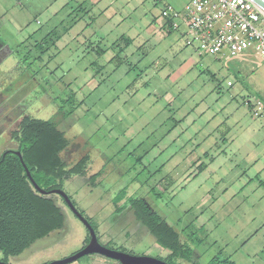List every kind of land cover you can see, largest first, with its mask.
<instances>
[{
  "label": "rangeland",
  "instance_id": "374dc122",
  "mask_svg": "<svg viewBox=\"0 0 264 264\" xmlns=\"http://www.w3.org/2000/svg\"><path fill=\"white\" fill-rule=\"evenodd\" d=\"M126 1L118 0L123 22L108 23L92 6L95 0H0V154L18 147L11 132L23 114L61 116L59 101L74 92L82 104L76 121L61 116L72 141L62 156L72 162L88 152L92 163L63 187L104 245L192 264L172 258L130 206L116 211L115 196L126 184L132 194L160 183L168 187L155 203L179 228L188 225L198 264H209L219 252L247 264L244 254L264 244L263 228L243 245L264 225V117L249 105L256 94L264 97V65L236 59L226 66L187 46L181 32H164L165 4L181 7L188 0ZM53 29L43 59L34 61L40 53L35 41ZM123 34L133 41L126 45ZM5 45L13 51L3 52ZM26 63L42 82L35 88L45 93L10 105L23 80L32 78L21 69ZM100 169L101 177L91 181ZM56 196L65 227L9 256L10 264H46L87 244L86 224ZM259 254L256 263L264 264ZM67 264L121 263L94 252Z\"/></svg>",
  "mask_w": 264,
  "mask_h": 264
},
{
  "label": "trees",
  "instance_id": "16d2710c",
  "mask_svg": "<svg viewBox=\"0 0 264 264\" xmlns=\"http://www.w3.org/2000/svg\"><path fill=\"white\" fill-rule=\"evenodd\" d=\"M54 34H57L55 29L35 41V46L39 48L40 53L34 61L43 59L49 47L48 38L54 39ZM120 39L124 40L126 45L133 41L130 36L124 34ZM45 44H47L46 48L43 47ZM121 50L124 48L122 47ZM102 52H105L104 48L99 49V53ZM21 69L32 75V78L23 80L24 84L15 91L16 95L9 101L10 105L16 104L32 92L40 95L45 93L44 89H36L41 87L42 82L38 74L33 73L30 63H26ZM41 77L43 82L48 80L45 75ZM256 97L264 101L263 96L256 94ZM58 104L59 113L63 118L76 121L75 112L82 101H77L74 92L62 97ZM61 116L53 115L45 118L26 112L11 132L12 137L18 142V147L8 148L0 154V251L5 255L2 260L7 262H9V256L20 255L33 246L48 241L54 231L65 227L66 213L56 196L60 194L53 190L64 189L65 180L74 175L86 174L90 170L92 163L90 153L87 152L72 162L62 156L72 141L61 122ZM15 150L21 151L23 160ZM23 161L36 182L45 190L44 192L35 187ZM204 166L205 164H201L200 168ZM102 170L104 169L93 174L91 181L95 182L101 177ZM167 187L155 183L148 190L138 188L137 191L129 194V184H126L115 196L116 211L122 212L130 206L136 219L142 221L157 241L170 250L172 258L191 261L196 257L197 251L192 241L194 237L188 232V225L183 229L179 228L159 210L155 203V198L159 199L163 196ZM60 198L68 206L62 195ZM89 221L91 222L90 219ZM164 260L172 264L168 259ZM209 264H237V262L219 252L211 258Z\"/></svg>",
  "mask_w": 264,
  "mask_h": 264
},
{
  "label": "built area",
  "instance_id": "2783aa9c",
  "mask_svg": "<svg viewBox=\"0 0 264 264\" xmlns=\"http://www.w3.org/2000/svg\"><path fill=\"white\" fill-rule=\"evenodd\" d=\"M164 32H181L187 46L201 55L264 64V12L252 0H189L182 8L166 3ZM231 83V82H230ZM256 117H264V101L250 98Z\"/></svg>",
  "mask_w": 264,
  "mask_h": 264
},
{
  "label": "water",
  "instance_id": "95a60500",
  "mask_svg": "<svg viewBox=\"0 0 264 264\" xmlns=\"http://www.w3.org/2000/svg\"><path fill=\"white\" fill-rule=\"evenodd\" d=\"M263 12H264V0H252ZM16 153L21 157L23 160V156L20 150H15ZM24 166L27 169V174L30 177L31 181L35 185L36 188L39 190L45 191L40 187V185L36 182L34 179L31 171L27 167L26 163L23 161ZM55 193H58L64 197L66 200L68 206L77 214L83 222L86 224L89 232H90V240L87 242V244L78 252L72 254L71 256H68L66 258L60 259V260H54L46 264H67L70 262H73L80 257L90 254V253H101L108 257L117 259L120 261L121 264H168V262L162 258L150 256V255H135L131 254L125 251L116 250L109 248L108 246L104 245L98 238L97 232L92 225V223L89 221V219L82 214V212L77 208V206L72 201L69 194L62 188H56L53 190ZM0 264H9V262L2 260L0 258Z\"/></svg>",
  "mask_w": 264,
  "mask_h": 264
},
{
  "label": "crops",
  "instance_id": "0c3cea01",
  "mask_svg": "<svg viewBox=\"0 0 264 264\" xmlns=\"http://www.w3.org/2000/svg\"><path fill=\"white\" fill-rule=\"evenodd\" d=\"M130 1L131 0H127L126 1V3L127 2H129L130 3ZM189 1V0H188ZM188 1H186V3L188 2ZM185 3V4H186ZM85 3H84V1H83V3L82 2H79V4H77V5H81V7L84 5ZM169 4H172V3H169ZM184 4V5H185ZM172 5H174V4H172ZM183 5V6H184ZM92 6L93 7H95V8H98V11L97 12H99L100 14H104V16H105V19H104V22L106 21H108V23H113V22H118V23H121V22H123V20L125 19V18H122V17H120V19H118V15L117 14H119L121 11H120V9L118 8V6H122V4L120 3V2H118V0H95V2H93L92 3ZM175 7H177V8H182L183 6H181V7H178V6H176V5H174ZM109 14H113V17L111 18V15H109ZM246 61V60H245ZM250 62V61H249ZM253 64V63H252ZM264 65V64H263ZM262 65V66H263ZM256 157H258V154H255L254 156H253V158L255 159ZM257 161V160H256ZM255 161V162H256ZM259 162H260V160H258L256 163H255V165H259ZM260 172H263L264 173V166L261 168V170H260ZM261 182L262 183H264V179H262L261 180ZM255 220V219H254ZM263 228H264V225H262V227H261V225L256 229V231H254V233H252V235L246 240V241H244V243H243V245L245 246V245H247L248 243H250L259 233H260V231H262L263 230ZM258 249L260 250V251H262V252H264V244L261 246V247H258ZM259 250H257V248L256 249H252L251 250V252L250 253H245L244 254V257H243V259H245V260H248V263L247 264H257L256 263V259L257 258H260V254H259ZM255 253V255H252V254H254ZM197 258L195 257L193 260H191V261H189V263H192V264H198V262H197ZM188 261V260H187ZM236 262H237V264H240L237 260H235Z\"/></svg>",
  "mask_w": 264,
  "mask_h": 264
},
{
  "label": "flooded vegetation",
  "instance_id": "af4514ba",
  "mask_svg": "<svg viewBox=\"0 0 264 264\" xmlns=\"http://www.w3.org/2000/svg\"><path fill=\"white\" fill-rule=\"evenodd\" d=\"M0 50H2V49H0ZM7 50H10V51H13V49L11 50L10 48H9V46L8 45H5L4 47H3V52L4 51H6L7 52ZM12 54V53H11ZM9 103V102H8ZM2 109H0V111H1ZM6 149H8V148H6ZM6 149H4V150H6ZM3 150V151H4Z\"/></svg>",
  "mask_w": 264,
  "mask_h": 264
}]
</instances>
